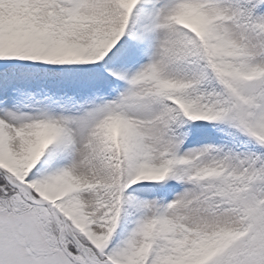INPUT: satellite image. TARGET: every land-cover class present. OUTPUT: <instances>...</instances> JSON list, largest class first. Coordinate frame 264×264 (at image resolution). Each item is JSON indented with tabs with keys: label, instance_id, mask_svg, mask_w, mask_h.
<instances>
[{
	"label": "snow or ice",
	"instance_id": "obj_1",
	"mask_svg": "<svg viewBox=\"0 0 264 264\" xmlns=\"http://www.w3.org/2000/svg\"><path fill=\"white\" fill-rule=\"evenodd\" d=\"M0 264H264V0H0Z\"/></svg>",
	"mask_w": 264,
	"mask_h": 264
}]
</instances>
